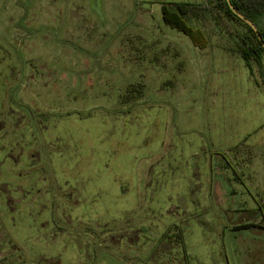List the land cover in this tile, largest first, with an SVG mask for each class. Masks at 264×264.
<instances>
[{
    "label": "rangeland",
    "instance_id": "rangeland-1",
    "mask_svg": "<svg viewBox=\"0 0 264 264\" xmlns=\"http://www.w3.org/2000/svg\"><path fill=\"white\" fill-rule=\"evenodd\" d=\"M170 2L206 0H0V264H264V221L169 180L217 95L264 89V58L220 13L165 24Z\"/></svg>",
    "mask_w": 264,
    "mask_h": 264
},
{
    "label": "crops",
    "instance_id": "crops-1",
    "mask_svg": "<svg viewBox=\"0 0 264 264\" xmlns=\"http://www.w3.org/2000/svg\"><path fill=\"white\" fill-rule=\"evenodd\" d=\"M191 42L201 50L198 42ZM175 47L177 46H171L172 49ZM194 62L193 68L199 69L200 76L205 72L202 69L207 67L206 63L203 60ZM219 79V76L216 80L212 78L214 94L219 92ZM247 82L251 90L247 94L249 98L243 104L229 103V100L235 102L234 96L239 91L231 90V96L223 100L217 95L214 106L219 112L212 115L211 111H206L208 119L200 122L198 130H195L196 136L181 139L182 147L187 146L190 150L187 154L184 151L178 154L186 155L182 160L186 161L187 170L179 173L178 168L175 171L171 167L169 180L171 187H210L215 215L219 218L221 213L216 208L220 209L223 205L229 212L237 214V223H263L264 89L256 84L254 90L249 75ZM236 187H244L246 193L239 202L228 205L230 195L237 193Z\"/></svg>",
    "mask_w": 264,
    "mask_h": 264
},
{
    "label": "trees",
    "instance_id": "trees-1",
    "mask_svg": "<svg viewBox=\"0 0 264 264\" xmlns=\"http://www.w3.org/2000/svg\"><path fill=\"white\" fill-rule=\"evenodd\" d=\"M237 11L252 21L258 28L264 40V0H231ZM220 13L233 25L241 26L235 34V50L247 62L255 61L259 67L263 65L264 45L257 36L256 31L229 6L227 0H206L204 3L170 2L162 4V15L165 24L191 36L193 28L188 25V20H197L205 23L213 20L215 24L222 25Z\"/></svg>",
    "mask_w": 264,
    "mask_h": 264
},
{
    "label": "water",
    "instance_id": "water-1",
    "mask_svg": "<svg viewBox=\"0 0 264 264\" xmlns=\"http://www.w3.org/2000/svg\"><path fill=\"white\" fill-rule=\"evenodd\" d=\"M230 8L240 17L242 18L243 20H245L257 33V36L259 37V39L262 41L263 45H264V40L262 38V35L261 33L258 31V28L257 26L252 22L250 21L248 18H246L242 13H240L239 11L236 10V8L234 7V5L232 4L231 0H227Z\"/></svg>",
    "mask_w": 264,
    "mask_h": 264
}]
</instances>
